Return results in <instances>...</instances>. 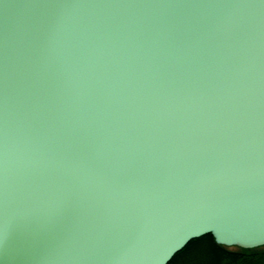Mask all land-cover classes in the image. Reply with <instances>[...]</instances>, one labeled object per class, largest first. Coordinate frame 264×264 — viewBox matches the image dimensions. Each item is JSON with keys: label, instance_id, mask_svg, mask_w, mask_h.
Instances as JSON below:
<instances>
[{"label": "water", "instance_id": "water-1", "mask_svg": "<svg viewBox=\"0 0 264 264\" xmlns=\"http://www.w3.org/2000/svg\"><path fill=\"white\" fill-rule=\"evenodd\" d=\"M264 246V0H0V264H167Z\"/></svg>", "mask_w": 264, "mask_h": 264}, {"label": "trees", "instance_id": "trees-1", "mask_svg": "<svg viewBox=\"0 0 264 264\" xmlns=\"http://www.w3.org/2000/svg\"><path fill=\"white\" fill-rule=\"evenodd\" d=\"M167 264H264V246L229 249L207 234L190 241Z\"/></svg>", "mask_w": 264, "mask_h": 264}, {"label": "rangeland", "instance_id": "rangeland-1", "mask_svg": "<svg viewBox=\"0 0 264 264\" xmlns=\"http://www.w3.org/2000/svg\"><path fill=\"white\" fill-rule=\"evenodd\" d=\"M229 249H236L235 247H230Z\"/></svg>", "mask_w": 264, "mask_h": 264}]
</instances>
